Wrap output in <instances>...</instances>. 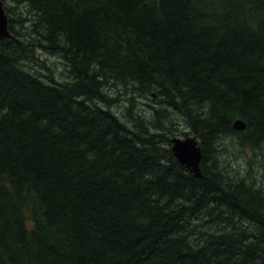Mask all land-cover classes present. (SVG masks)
I'll return each mask as SVG.
<instances>
[{"label": "trees", "instance_id": "16d2710c", "mask_svg": "<svg viewBox=\"0 0 264 264\" xmlns=\"http://www.w3.org/2000/svg\"><path fill=\"white\" fill-rule=\"evenodd\" d=\"M3 1L0 264H264V185L215 161L264 152V0Z\"/></svg>", "mask_w": 264, "mask_h": 264}, {"label": "rangeland", "instance_id": "374dc122", "mask_svg": "<svg viewBox=\"0 0 264 264\" xmlns=\"http://www.w3.org/2000/svg\"><path fill=\"white\" fill-rule=\"evenodd\" d=\"M18 5L19 4H17V6ZM23 9L24 8L21 7L18 10L21 11ZM42 56L43 58H47V60L52 65L51 67L48 66L47 70L45 71L49 72L50 69L52 68V70L56 73L57 76L60 77L62 73L66 76L67 73H64L63 71L67 70V66L63 64V62L61 61L62 59L60 57L52 54H44ZM31 64H33L32 66L37 67V62ZM22 66L24 67L25 70L29 69L25 64V62L22 63ZM118 88L113 87L111 92L112 91L113 93L116 92V89ZM120 100L121 101L117 104L116 110H119L118 111L119 114H123V110H125L128 106L127 97L120 98ZM136 102L138 104L137 107L135 108L136 112L147 111L148 106H150L151 104V100L148 97L138 98V95L136 98ZM179 121L183 124L182 127H185V121H183L182 118H180ZM189 136H193V135H189ZM175 137L185 138L187 136L176 135ZM223 138L224 139H218V141L215 142V147L216 149H218V157H216L214 154V158L216 157L215 161L217 162L216 168H220L222 172L225 173V175L230 178L235 177V175H239V174H241L240 176H244V177L250 175L249 178L250 181H255V179L257 178L258 183L264 185V152L262 151V149L258 150L257 152H253L248 148H246L245 146L246 150H244L240 148V145L237 143L235 138L233 137H228V138L223 137ZM258 183L257 185L262 186Z\"/></svg>", "mask_w": 264, "mask_h": 264}, {"label": "water", "instance_id": "95a60500", "mask_svg": "<svg viewBox=\"0 0 264 264\" xmlns=\"http://www.w3.org/2000/svg\"><path fill=\"white\" fill-rule=\"evenodd\" d=\"M14 37L9 29V16L6 12L3 0H0V38ZM234 127L239 130L246 128V122L238 119L234 123ZM172 149L177 160L189 168L196 176H203L201 169L202 148L196 136L173 137L171 139Z\"/></svg>", "mask_w": 264, "mask_h": 264}]
</instances>
